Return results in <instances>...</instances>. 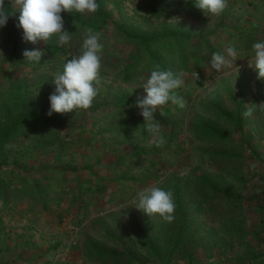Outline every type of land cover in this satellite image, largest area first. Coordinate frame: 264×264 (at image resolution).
<instances>
[{
    "label": "trees",
    "instance_id": "obj_1",
    "mask_svg": "<svg viewBox=\"0 0 264 264\" xmlns=\"http://www.w3.org/2000/svg\"><path fill=\"white\" fill-rule=\"evenodd\" d=\"M125 1L97 0L100 5L99 10L91 14L61 13L64 29L70 32L71 36L70 42L63 47L57 45L56 36L47 42L39 41L36 44L25 41L22 38V28L16 27L18 12L8 19L6 26L2 27L3 37L5 36L3 38L4 45L11 52L10 59L14 67H27L39 73L37 77L17 86L15 92L13 91L12 99L0 108V196H4V199L14 192H24L27 178L36 174V168L39 166L41 168L40 171L38 170L40 177L37 178L41 180L42 187L50 188L53 186V180H60L63 177L65 193H72V188L77 191V197L75 193L71 196L75 202L78 201L79 211L81 210L84 217L89 209L87 202L96 208L98 204L96 198L98 196L101 199L106 197V195L99 194L97 190V179L102 181L105 178L103 175L99 178L98 171L112 173L110 177L113 178L114 189L111 188L108 191V199L126 194L131 188L130 183L136 182L138 179L137 176H126L127 172L124 169L141 165L145 167L144 162L146 161L149 166L153 164L149 176H154L153 169L156 167L154 156L161 153L163 146L157 147L153 143L152 134L146 131L142 116L143 131L139 135H134V130H136L134 124L137 122L134 117L138 112L135 106L136 98L128 88L126 89L130 92L123 93L125 88L123 89L122 85L124 83L139 85L142 79H146L150 72L159 66L160 69L171 70L177 74L183 73L184 83L181 88L187 89L190 85L202 83L206 76V72L203 71V52H200L201 48L199 47L205 45L210 53H219L216 52V49L213 51L214 46L211 45L210 38L213 33H216L214 37H218L227 31L229 37L227 40L233 38L229 46L234 47L237 54H240L242 47L238 39H241L240 41L246 45L247 42L250 44L264 40V34L258 36L248 24L243 22L242 18H249V13L245 9L248 8L250 0H228V7L218 16V24L215 22L213 29L208 34L202 28L196 30L191 26L170 25L166 22L168 17H174L181 9H185L187 12L196 11L194 0H131V9ZM235 1H239L241 5L235 7ZM5 6H9V0H5ZM229 18L234 20L233 26L225 25V21ZM89 27L101 34L100 42L103 44L100 54L99 83L96 85L98 94L91 107L88 108L90 111L78 109L63 114L53 112L49 116L47 115L50 108L49 96L55 89L53 75L62 70L66 56L70 52L76 55L80 54L83 39ZM34 49L43 53L39 62L25 59L23 55L25 50ZM195 73H198V78L194 77ZM244 80L245 82L239 83L238 94L231 93L230 95L236 104L235 112L214 102L207 104L205 110L207 114L214 116L213 122L199 117L189 123L190 127L187 129L183 125L182 114L178 113L179 117H174L169 107L161 110L160 113L156 112L155 117L164 119L167 124L159 128V135L164 137L166 144L177 142L178 132L190 133L201 143L203 142V148L200 143L199 160L220 165L222 171H228L230 175L238 179L239 188L249 190L259 178L256 175L251 179L246 178L245 175L248 172L243 171V164L247 156H254L255 153L257 159L262 156L259 151L255 152L254 150V154L251 151L250 131L245 129L240 134L245 145H248V147H243L247 150L245 154H236L218 147L225 142L230 145L238 143L234 132L242 131L240 129L243 127L241 122L245 119L242 116L244 108L238 101L253 95L259 103L264 102V81L256 79L257 84L252 85L247 83L248 80ZM110 81L112 83H109ZM181 88L177 91L180 92ZM173 107L184 110L174 104ZM105 108L107 110H104ZM103 111H105V115L102 114ZM128 112H132L130 117L126 116ZM100 117L107 127H109L108 123L117 129L125 126L126 129L123 130V134L116 144L119 151L115 149L113 158L106 160L104 158L106 156L101 151L96 150L91 153L89 147H84L82 150H76L74 159H64L68 155L67 148L69 146L72 148L75 142L77 144L79 140H87V137L82 133L77 134L75 140L73 133L80 129L84 130L83 133L92 131L97 126ZM96 118L99 119L98 122H96ZM222 121L227 124H223ZM87 123H90V127L87 126ZM107 127H99V133L104 134ZM124 135L128 136L124 137ZM105 140V137L95 138L99 145ZM129 142L132 145L136 144L137 148L130 151L128 157L123 152V148L126 147L125 145H129ZM111 143L112 141L108 140L105 145L108 147ZM126 166L127 168H125ZM189 176V181L176 179L171 185L177 214L171 225L160 230L157 237L148 234L141 228L140 235L130 241H125V238L120 235L114 236L118 248L104 245V241L90 242L87 255L91 259H99L102 264H180L181 260L186 264H204L203 261L206 258L196 253L198 245L201 244V240L197 237L199 230H196L200 226L196 223L193 225L192 216L187 213L183 189H188L190 183H194L197 195L201 196L204 202L207 197L212 199L214 196L222 203L232 202V211L224 215L228 221L236 219L233 210L236 205L240 208L244 207L245 197L243 199V196L237 194L235 189L230 191L211 175L191 173ZM260 176L264 177V172ZM255 177L256 181L254 182ZM32 179L36 178L32 177ZM191 180L193 182H190ZM35 184L38 183L35 182ZM262 188L261 193L263 194L264 187ZM211 203L214 202L211 201ZM226 210L229 211V208L220 209L221 213ZM256 210L260 213L258 214L260 219L254 223L253 215L248 214V218L246 217L248 222L243 220L245 221L244 235L241 233L236 236L230 235L232 238L229 241L230 246L228 245L225 249L222 258L216 257L212 260L207 258L206 262L227 264L228 261H231L232 264H244V262L264 264V248L259 244L262 234H264V204H258ZM211 211L213 212L212 207ZM194 214H202V212L195 211ZM82 216L77 217L74 223L72 222L71 232L75 233L79 226L78 222L85 219ZM249 225L255 226L251 228ZM102 233L110 238L113 236L106 231ZM249 234H252L251 238L248 237ZM74 235L71 238V243L74 241L73 244L76 243ZM236 243H240L241 247L239 246L238 250L234 251L233 246ZM235 252L237 253L235 254ZM214 261L217 262L214 263Z\"/></svg>",
    "mask_w": 264,
    "mask_h": 264
},
{
    "label": "rangeland",
    "instance_id": "obj_2",
    "mask_svg": "<svg viewBox=\"0 0 264 264\" xmlns=\"http://www.w3.org/2000/svg\"><path fill=\"white\" fill-rule=\"evenodd\" d=\"M125 3L130 9L132 8V5H130L131 0H126ZM240 5L241 4L239 3V1H235V7H238ZM166 22L170 25L179 24L191 26L196 30L202 28V30L206 31L208 34V32L213 29L215 22H217L218 24L219 17L211 15L207 16L202 10L198 8L194 12H187L185 11V9H181L180 12L174 17H168L166 19ZM225 25L233 26L234 20L229 18V20L225 21ZM226 32L227 31H224L223 35L218 37H214L216 36V33H213V39L210 38L211 45L214 46L213 51L214 49H216V52H219L223 55L225 54V56H227V53L225 51L226 47L229 46L231 40L233 41V38L227 40L229 37ZM4 37L3 28H0V108L4 103H7L12 99L13 91L15 92L17 86H21L22 82L35 78L39 75L37 71L34 72L27 67H14L10 59L11 52L4 45ZM240 40L241 39H238V42L242 46L240 54H237L236 58L232 61V66L230 68H224L219 71L210 66L212 53L207 50L205 45L199 47L201 48L200 52H203V71L206 72L204 81L200 84L197 83L190 85L187 87V89L181 88L180 92L177 91V94L182 96L186 100V102H188V105L186 106V108H184V110H179L176 107H173V104L169 102L157 112L160 113L161 110L169 107L174 117H179L178 115L180 114L178 113H181L184 118L183 125H185V128L188 129L190 127L189 123H192L199 117H202V119H208L212 122L214 121V116L207 114L205 110V107L210 102L217 103L221 107L227 108L229 110H234L236 104L230 95L231 93L238 94V92L240 91L239 83L245 82L244 79H246L248 80L247 83H251L252 85L257 84V73L253 67L249 66V63L252 62V58L254 56L252 44L256 41L250 44L247 42L246 45L243 44V42H241ZM73 55L76 54L70 52L69 55L66 56V59H71V56ZM43 69L45 70L46 67ZM109 83H112V81H110ZM117 84L118 83L116 82L115 85L117 86ZM137 86L138 85H129L124 83L122 85V88H125L123 93L131 91L133 93V96L137 100L138 97L146 94L143 92V89L141 87ZM126 88L130 89V91H128ZM238 102L244 108V111L248 107H251L252 109L254 108L253 114L250 117H244L245 119L243 120V122H241V125L243 124V127L240 128L242 130L241 132H234V137L238 141V143L236 142L230 145L225 142L224 144H220L218 147L222 150H229V152H234L236 154H245L247 150L243 147H248V145H245V141H243L241 137L242 135L240 134L243 133L245 129L250 131L249 138H252L251 151L253 154L254 150L255 152L259 151L262 156H259L260 159H257V157H255V155H257L256 153L254 154V156H247V159L243 164V171H245L246 173L248 172L245 175L246 178L251 179L254 175L259 178V180L255 184L251 185L249 190L239 188L238 179L230 175L228 171H222L220 169V165L218 166L216 164L202 162L201 160H199V150L201 149V145L203 142L201 143L199 139H196V137H194L190 133L188 134L186 131H184L183 133L178 132L176 138L177 142L174 141L172 145L171 143L166 144L165 140V143L161 149V153L158 154V156H154L156 161V167L153 169V172L155 174L154 176H149V173L151 172L150 169L153 164L149 166L148 162L146 161L144 162V165H146L145 167L141 165L130 169H124V171L127 172L125 173L126 176L133 175L137 176L136 178L138 179V181L130 183L131 188L124 195L120 194L113 199H108V191H110L111 188L114 189L112 182L113 178L110 177L112 173L103 170L98 171V177L101 178V176L103 175L105 176V178L102 179V181H98L100 179H97V190L99 191V194L106 195V197H104V199H101V197L99 196L97 197L98 204L96 208H93V206H90L89 202H87V205L89 207L88 213L85 217L82 216L85 219L81 222H78L79 226L78 229H76L75 233L71 232L69 229V234L67 237L66 245L63 249V254H60V251L57 254H54L53 264H102L99 259H91L89 255H87L88 244L90 242L104 241V245H108L110 247L116 246V248H118L114 241V236L117 237L120 235L125 238V241H130L132 238L140 235L141 228L148 234L155 235V237H157L160 230H164L167 226H170L171 223L164 222L159 216L150 217L141 209H138L135 205H133L137 191L145 186H148L150 183H153L173 193L171 187L173 182H175L176 179H180L181 181H189V175L191 173L211 175L219 180V182H222L224 187H226L230 191L235 189V192L237 194H241L243 196V199L245 197L244 207L240 208L238 205H236L233 210V214H236V219L233 221H228L226 220V217L224 215L229 214L232 211V202L222 203L217 199L216 196H214L212 199L207 197V200L204 202L202 200V197L197 195L194 183H190L188 189H183L182 191L184 195V203L187 207V213L191 214L192 220L194 221L193 225L196 223V225L200 226L197 227L198 229L196 230H199L197 237L199 238V240H201V244L198 245L196 253L203 258H209L210 260L216 257L222 258L225 249L228 247V245L230 246L229 241L232 240L231 236H236L240 233L241 235H244V222H248V220H246L248 214L253 215V222L256 223L260 219V217L258 216V214L260 213L256 210V207L260 203L264 204V193H261V191L263 190L262 187H264V177L260 176L261 173L264 172V110H262L258 106L260 103L256 98H254L253 95H250ZM137 109L138 112L134 117L137 120V122L134 124V128L136 129L134 130V135H139V133L143 131L142 128H144V123L141 122V115L139 114L140 109L138 107ZM88 110L89 109H87V111ZM104 110L107 109L105 108ZM104 113L105 111L102 112L103 115H105ZM131 115L132 112H128L126 114V116L129 117ZM98 120L96 122H98ZM154 123L158 124L159 128H162L163 125H167L164 119L158 117H155ZM222 123L227 124L225 121H222ZM87 126L90 127V123H87ZM108 126L109 127L106 126L103 120L101 121L100 117L97 126L92 129V131L83 133L84 130L80 129L77 132H74L73 138L75 140L76 136H78L77 134L79 133L84 134V136L87 137V140H79V143L77 144L75 142L72 148H69V146L67 148L68 155L65 156L64 159H74L76 150H82L84 149V147H89L91 153H94L96 150L101 151L102 153H104V156H106L104 157L106 160H111L113 158V155L115 154V149H117L116 144L118 142V139L120 138V136H122L123 130L126 128H124V126L123 128L121 127L120 129H117L115 126H110L109 123ZM99 127H107L108 129L104 134H102L99 133ZM126 136L128 135H124V137ZM104 137L106 138V140L104 142L102 141L101 145H99V143H96L95 138L102 139ZM152 137L154 139L153 134ZM108 140L112 141V143L107 147V145L105 144ZM125 146L126 147L123 148V152L128 157L130 155V151L132 152L137 148V145H132L131 142H129V145ZM203 147L204 145H202V148ZM117 151H119V149H117ZM252 162H255L256 164L255 169H252L250 167ZM127 166L125 168H127ZM256 177L255 179H253L254 182L256 181ZM190 182L193 181L191 180ZM210 199L214 202L213 204L211 203ZM211 207L213 208L214 213L211 211ZM224 207H228L229 211L226 210L221 213L220 209H224ZM195 211L202 212V214H194ZM176 214L177 213L175 211L174 215ZM242 214L246 216H243ZM81 215L83 214H80L78 217H81ZM240 219L242 222L240 221ZM249 226L252 228L255 225ZM229 230H231L230 233ZM103 231L109 232L113 236L110 238L104 235V233H102ZM73 235L75 236L76 240L75 244H73L74 241L71 243V238ZM250 235L252 234L248 235L249 238H251ZM259 244L261 245L260 247L264 248V234H262V240L259 242ZM239 246L241 247L240 243L234 244V251L238 250ZM236 253L237 252H235V254ZM206 259L203 261V263L211 264L206 262ZM216 262L214 261V263ZM180 264H186V262L181 260ZM227 264H232V262L228 261ZM244 264L247 263L244 262Z\"/></svg>",
    "mask_w": 264,
    "mask_h": 264
},
{
    "label": "clouds",
    "instance_id": "obj_3",
    "mask_svg": "<svg viewBox=\"0 0 264 264\" xmlns=\"http://www.w3.org/2000/svg\"><path fill=\"white\" fill-rule=\"evenodd\" d=\"M196 8L205 15L219 16L228 7V0H194ZM100 5L97 0H0V28L6 26L8 19L18 12L17 28H22V38L33 44L39 41H49L57 37V45L63 47L71 40L70 32L64 29L63 12L79 13L81 15L95 13ZM100 33L91 27L86 30L85 38L78 55L66 59L61 71L55 73L53 83L54 92L50 94V108L47 115L67 113L78 109H88L98 94L96 85L99 83L101 70V52L103 44L100 42ZM254 56L249 66L257 73V79L264 81V40L252 44ZM227 56L213 53L210 66L217 71L230 68L232 61L237 56V51L232 46L225 49ZM25 59L39 62L43 53L39 50H25ZM231 58V59H229ZM183 73H174L171 70L156 69L150 72L146 79H142L137 87L146 93L138 97L135 106L140 109L139 114L144 118L146 131L153 134V143L162 147L164 137L159 135V125L154 123L155 114L169 102L183 109L186 100L177 94L184 81ZM264 110V102L258 105ZM253 114V109L248 107L242 116L247 118ZM250 167L256 168L255 162ZM148 216H159L164 222L171 223L175 219L176 204L173 193L156 184L150 183L136 193L133 202Z\"/></svg>",
    "mask_w": 264,
    "mask_h": 264
},
{
    "label": "crops",
    "instance_id": "obj_4",
    "mask_svg": "<svg viewBox=\"0 0 264 264\" xmlns=\"http://www.w3.org/2000/svg\"><path fill=\"white\" fill-rule=\"evenodd\" d=\"M249 3L245 9L249 18H242L243 22L260 36L264 34V0ZM36 169L27 178L24 192H14L7 199L0 196V264H53L54 254H63L72 222L82 214L71 196L77 197V191L72 188L66 194L63 177L45 188L37 178L40 166Z\"/></svg>",
    "mask_w": 264,
    "mask_h": 264
},
{
    "label": "built area",
    "instance_id": "obj_5",
    "mask_svg": "<svg viewBox=\"0 0 264 264\" xmlns=\"http://www.w3.org/2000/svg\"><path fill=\"white\" fill-rule=\"evenodd\" d=\"M194 77L195 78H198L199 77L198 73H195Z\"/></svg>",
    "mask_w": 264,
    "mask_h": 264
}]
</instances>
